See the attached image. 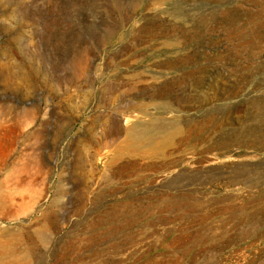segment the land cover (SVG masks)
I'll use <instances>...</instances> for the list:
<instances>
[{
  "label": "rangeland",
  "instance_id": "1",
  "mask_svg": "<svg viewBox=\"0 0 264 264\" xmlns=\"http://www.w3.org/2000/svg\"><path fill=\"white\" fill-rule=\"evenodd\" d=\"M0 264H264V0H0Z\"/></svg>",
  "mask_w": 264,
  "mask_h": 264
},
{
  "label": "bare ground",
  "instance_id": "2",
  "mask_svg": "<svg viewBox=\"0 0 264 264\" xmlns=\"http://www.w3.org/2000/svg\"><path fill=\"white\" fill-rule=\"evenodd\" d=\"M125 127L126 138L121 148L127 150L150 147L153 151H159L166 146L173 145L176 138H178L176 144L179 143V146H187L188 143H192H190L193 134L191 127L184 132L179 122L175 120L165 121L151 116L145 123L126 120Z\"/></svg>",
  "mask_w": 264,
  "mask_h": 264
}]
</instances>
